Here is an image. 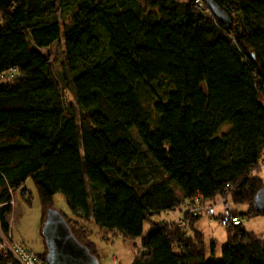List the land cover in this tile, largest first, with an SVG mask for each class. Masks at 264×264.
Listing matches in <instances>:
<instances>
[{
    "label": "trees",
    "instance_id": "1",
    "mask_svg": "<svg viewBox=\"0 0 264 264\" xmlns=\"http://www.w3.org/2000/svg\"><path fill=\"white\" fill-rule=\"evenodd\" d=\"M200 1L0 0L3 231L7 190L29 179L40 227L59 193L73 217L138 238L140 252L129 264H264V237L241 224L225 230L218 260H204L194 226L200 216L188 212L198 194L206 205L218 197L245 205L232 211L241 218L258 215L252 197L263 186L254 172L264 162V0H212L228 25ZM59 38L63 61L53 78L40 49ZM11 69L15 76L1 79ZM175 208L180 225L154 221ZM36 256L45 262L44 245ZM0 264L14 263L0 254Z\"/></svg>",
    "mask_w": 264,
    "mask_h": 264
},
{
    "label": "rangeland",
    "instance_id": "2",
    "mask_svg": "<svg viewBox=\"0 0 264 264\" xmlns=\"http://www.w3.org/2000/svg\"><path fill=\"white\" fill-rule=\"evenodd\" d=\"M69 13L70 11H66L58 19L61 25L67 24ZM40 52L50 63L49 67L51 76L56 78L63 61L61 38L54 41L48 47L41 48ZM62 96L64 101H70L72 98L70 92L65 90L62 91ZM226 129L227 128L223 126L220 129V132H223ZM257 168L258 170L254 172V175L261 181V184L264 185V165L260 166L259 164ZM21 190H24L23 194H20ZM11 196V212L6 217V223L9 224L11 238L30 252L38 254L42 251L43 247L40 235L41 208L31 181L29 179L24 180L22 185L12 192ZM220 198L227 201L232 211L242 213L246 210L245 205L232 204V202L226 197ZM220 198L218 197L216 201L210 203L214 204V216L219 213L220 206L218 200ZM50 207L68 220L70 222L69 225L73 227V229L79 230L81 236H86L87 244L95 251V258L98 264H128L139 254L140 246L138 238L132 241L124 240L119 236L110 235L109 232H103L97 229L90 219L82 220L73 217L61 194L54 193L52 195ZM179 209H181V207H179ZM177 210L178 209L175 208L167 213H160L159 215L154 216L153 219L154 221L170 219L179 213ZM198 216H200V218L196 221L194 226L200 230L203 235V259L218 260L220 258V248L225 241V230L227 228L220 226L215 218L207 217L205 215ZM241 225L245 231L251 232L256 236L264 237V213L248 217L242 216ZM148 227L149 223L144 221L142 223V232ZM210 243L213 244L212 252H210L209 249Z\"/></svg>",
    "mask_w": 264,
    "mask_h": 264
},
{
    "label": "water",
    "instance_id": "3",
    "mask_svg": "<svg viewBox=\"0 0 264 264\" xmlns=\"http://www.w3.org/2000/svg\"><path fill=\"white\" fill-rule=\"evenodd\" d=\"M203 3L217 22L229 24L226 14L212 0H203ZM252 209L257 214L264 213V185L253 195ZM40 235L45 248L46 264H98L88 249L74 238L63 217L51 207L45 211Z\"/></svg>",
    "mask_w": 264,
    "mask_h": 264
},
{
    "label": "built area",
    "instance_id": "4",
    "mask_svg": "<svg viewBox=\"0 0 264 264\" xmlns=\"http://www.w3.org/2000/svg\"><path fill=\"white\" fill-rule=\"evenodd\" d=\"M192 2L196 6H201L200 0H192ZM15 76V70L11 69L6 75H3L1 79L7 80L13 78ZM264 162L260 161V166H263ZM10 196L8 200L9 206H12V191L11 189L7 190ZM220 198V197H219ZM193 202L191 206H188V212L192 215H205L207 217L214 218V204H202L200 202V196L195 194L193 196ZM218 204L220 206L219 213L216 215L217 222L220 226L224 228H230L232 226L240 225L242 222V218L234 214L229 207L227 201L223 198L218 200ZM176 225H180L181 223V216L173 220ZM0 254L2 256H6L9 258L11 262L14 264H46L45 262L41 261L36 254L30 252L26 248H24L21 244L12 240L10 235V228L9 224L6 227V230L3 231L0 228Z\"/></svg>",
    "mask_w": 264,
    "mask_h": 264
},
{
    "label": "crops",
    "instance_id": "5",
    "mask_svg": "<svg viewBox=\"0 0 264 264\" xmlns=\"http://www.w3.org/2000/svg\"><path fill=\"white\" fill-rule=\"evenodd\" d=\"M179 213L177 214V215H175L174 217H171L170 219H161L160 221H164V222H171V221H173V220H175L179 215H180V213H181V211L180 210H177ZM167 213V212H166ZM159 221V220H158ZM149 229V227L148 228H146L145 229V231H147ZM145 231H143V233L145 232ZM131 262V261H130ZM129 264V263H128Z\"/></svg>",
    "mask_w": 264,
    "mask_h": 264
}]
</instances>
